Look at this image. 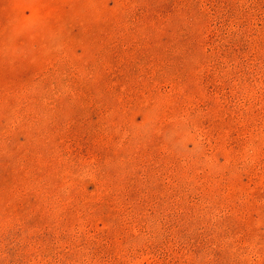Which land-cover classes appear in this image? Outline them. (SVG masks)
<instances>
[{
  "label": "rangeland",
  "instance_id": "1",
  "mask_svg": "<svg viewBox=\"0 0 264 264\" xmlns=\"http://www.w3.org/2000/svg\"><path fill=\"white\" fill-rule=\"evenodd\" d=\"M0 264H264V0H0Z\"/></svg>",
  "mask_w": 264,
  "mask_h": 264
}]
</instances>
